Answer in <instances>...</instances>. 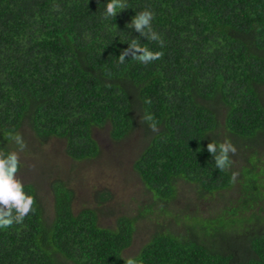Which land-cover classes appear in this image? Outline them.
<instances>
[{"label":"trees","instance_id":"trees-1","mask_svg":"<svg viewBox=\"0 0 264 264\" xmlns=\"http://www.w3.org/2000/svg\"><path fill=\"white\" fill-rule=\"evenodd\" d=\"M106 2L0 0V154L16 150L10 135L25 140L27 131L34 144L63 141L72 161H90L101 154L96 130L109 128L115 142L141 130L133 169L151 207L176 200L179 182L210 205L187 215L182 231L160 226L132 258L264 264V0H122L125 9L105 19ZM145 9L162 46L126 25ZM133 39L160 58L120 64ZM225 140L237 152L220 171L207 144ZM53 187L47 213L24 184L32 210L0 228V264H125L135 220L102 227L94 210L74 212L64 183Z\"/></svg>","mask_w":264,"mask_h":264},{"label":"rangeland","instance_id":"rangeland-1","mask_svg":"<svg viewBox=\"0 0 264 264\" xmlns=\"http://www.w3.org/2000/svg\"><path fill=\"white\" fill-rule=\"evenodd\" d=\"M24 132L27 147L19 152L22 167L17 179L23 185L32 184L38 189L47 213L53 212V186L61 182L74 192V212L86 208L94 210L100 226L115 229L117 218H133L136 222L134 239L124 252V258L137 256L160 226L165 229L162 231H182L179 224L187 215L195 216L198 212L201 215L210 205L198 199L189 186L179 182L176 200L151 207L153 197L133 169V162L145 141L141 130L119 142L112 140L109 128L96 130L101 154L94 160L82 162H74L66 155L63 141L53 139L39 146L30 140L27 131ZM190 204L192 206L188 207ZM150 208L152 212H144Z\"/></svg>","mask_w":264,"mask_h":264},{"label":"clouds","instance_id":"clouds-1","mask_svg":"<svg viewBox=\"0 0 264 264\" xmlns=\"http://www.w3.org/2000/svg\"><path fill=\"white\" fill-rule=\"evenodd\" d=\"M125 9V4L122 0H107L104 12L102 13L105 19L116 17L121 10ZM154 13L151 10H143L136 12L127 23L134 32L139 33L140 37L147 38L148 41H157L162 46L164 41L160 35L152 29V21ZM160 52H153L146 47H142L136 39H133L128 47L121 51L118 56V62L124 64L127 57L136 60L142 64L160 58ZM142 119L153 121L151 115H146ZM153 131H157L155 122L150 124ZM17 145V150L8 151L5 154H0V228H7L13 223L22 222L23 218L32 210L34 203L33 197L26 194L24 185L17 179V173L21 168L19 152H22L27 147V143L23 136L19 133L8 137ZM207 151L211 154L215 161V167L220 171L227 170L232 160L230 154L234 155L237 152L236 146L228 140L224 142L212 141L207 144ZM236 178V173L232 174V180ZM123 258L125 264H138L135 258Z\"/></svg>","mask_w":264,"mask_h":264}]
</instances>
